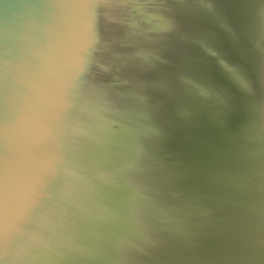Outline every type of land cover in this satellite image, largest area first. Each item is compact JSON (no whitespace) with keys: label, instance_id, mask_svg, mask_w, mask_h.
Segmentation results:
<instances>
[{"label":"water","instance_id":"water-1","mask_svg":"<svg viewBox=\"0 0 264 264\" xmlns=\"http://www.w3.org/2000/svg\"><path fill=\"white\" fill-rule=\"evenodd\" d=\"M0 264H264V0H0Z\"/></svg>","mask_w":264,"mask_h":264}]
</instances>
